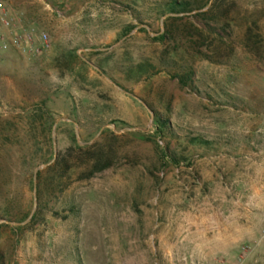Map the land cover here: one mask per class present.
<instances>
[{"label":"rangeland","instance_id":"1","mask_svg":"<svg viewBox=\"0 0 264 264\" xmlns=\"http://www.w3.org/2000/svg\"><path fill=\"white\" fill-rule=\"evenodd\" d=\"M171 1L0 0V264H264V0Z\"/></svg>","mask_w":264,"mask_h":264},{"label":"built area","instance_id":"2","mask_svg":"<svg viewBox=\"0 0 264 264\" xmlns=\"http://www.w3.org/2000/svg\"><path fill=\"white\" fill-rule=\"evenodd\" d=\"M12 23L13 19L10 15L4 10H0V54L15 52L37 57L49 51L48 35L36 33L33 28L18 31L13 29ZM259 236L264 240V230ZM241 252L245 253L246 248L242 247Z\"/></svg>","mask_w":264,"mask_h":264},{"label":"trees","instance_id":"3","mask_svg":"<svg viewBox=\"0 0 264 264\" xmlns=\"http://www.w3.org/2000/svg\"><path fill=\"white\" fill-rule=\"evenodd\" d=\"M185 5H186V3L184 1H181V2H177L176 0L171 1L169 3L170 14L175 15V14L184 13V12L188 11V9H186ZM176 9H178V10L176 11ZM202 9L203 8H200L197 11H201ZM245 36H246V41H249V37H248L247 33ZM77 149H78V151H83L82 148H77ZM85 154H87V155H85V157L88 156L87 162L92 163L93 168L100 166L101 159L99 158V155L97 153H88V151H87V152H85ZM108 167H109V165L105 163V164H103V166L101 168H99L98 172L106 170ZM56 168L60 169L59 172H61V174L58 176V179H61L64 174H66L67 172H69L71 170L72 167L67 165L65 158L56 156L54 159V162L46 170H47V172H50ZM36 177L39 180V178L41 177V173H37ZM36 217H37V213H33L32 216L30 217V220L33 221V220H35ZM28 218H29V215H27V217L25 219H28Z\"/></svg>","mask_w":264,"mask_h":264},{"label":"crops","instance_id":"4","mask_svg":"<svg viewBox=\"0 0 264 264\" xmlns=\"http://www.w3.org/2000/svg\"><path fill=\"white\" fill-rule=\"evenodd\" d=\"M250 190L252 196L244 200L249 201L253 207L243 209L240 214H236V226L240 227L241 233H243L242 230L245 228L248 229L252 223L257 226L264 224V188H250ZM241 239L244 240L243 236Z\"/></svg>","mask_w":264,"mask_h":264}]
</instances>
